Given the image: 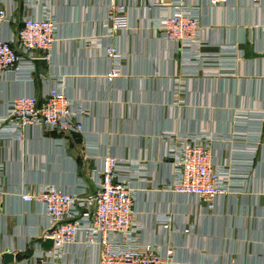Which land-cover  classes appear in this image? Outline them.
Wrapping results in <instances>:
<instances>
[{"label": "crops", "instance_id": "0c3cea01", "mask_svg": "<svg viewBox=\"0 0 264 264\" xmlns=\"http://www.w3.org/2000/svg\"><path fill=\"white\" fill-rule=\"evenodd\" d=\"M125 1L126 27L112 32L110 0H0L11 16L5 38L27 14L57 24L40 77L29 61L0 73V118L15 97L59 89L83 124L66 135L31 127L18 139L0 123V264L5 253L15 256L10 264L98 263L97 245L82 237L52 257L37 242L48 238L50 217L21 195L50 186L95 192L107 156L127 163L121 176L133 188L142 244L173 249V264H264V0L183 1L202 23L199 50L169 43L158 28L176 0ZM113 69L119 75L109 79ZM170 135L209 137L229 193L207 204L170 190Z\"/></svg>", "mask_w": 264, "mask_h": 264}, {"label": "built area", "instance_id": "2783aa9c", "mask_svg": "<svg viewBox=\"0 0 264 264\" xmlns=\"http://www.w3.org/2000/svg\"><path fill=\"white\" fill-rule=\"evenodd\" d=\"M183 1L187 0H176V9L161 15L158 28L169 43L199 50L205 44L202 23L198 16L182 7ZM228 1L208 0V3L219 7ZM127 9L125 0H110L107 23L112 32L126 27ZM6 19L10 20L11 16L0 9V73L17 69L24 61L33 63L38 58L37 52L44 54L42 58H48L57 33L53 16L25 15L18 31L10 38H5L1 31ZM106 51L110 57H120L114 45H108ZM118 75L119 71L113 69L107 77L112 79ZM8 105V113L0 118V123H4L2 127L8 135L18 139L31 127L60 135L83 131L79 110L62 90L21 95L11 99ZM59 139L64 141L63 136ZM166 139L171 142L168 157L175 167L174 180L167 184L170 190L207 204L229 193L228 177L214 163L209 137L170 135ZM127 170L126 161L107 156L102 169L96 173L98 189L95 192L84 189L70 192L50 186L38 193H22L25 202L42 204L50 217L47 237L54 241L52 257L61 256L67 245L77 243L82 237L86 245H97V264H173V249L163 254L154 245L142 244L138 239L141 223L134 208L135 195L130 181L121 176ZM164 220V226L168 227L169 217Z\"/></svg>", "mask_w": 264, "mask_h": 264}, {"label": "water", "instance_id": "95a60500", "mask_svg": "<svg viewBox=\"0 0 264 264\" xmlns=\"http://www.w3.org/2000/svg\"><path fill=\"white\" fill-rule=\"evenodd\" d=\"M33 63L36 67V75L40 77V67L47 66V60L45 58H36L33 60ZM39 244L45 249L50 250L54 245V241L51 238H39L37 240ZM15 260V256L13 253H5L4 255V263L3 264H10L13 263Z\"/></svg>", "mask_w": 264, "mask_h": 264}]
</instances>
